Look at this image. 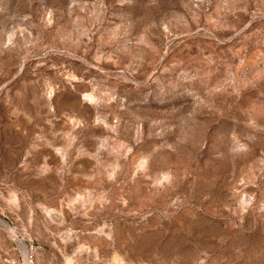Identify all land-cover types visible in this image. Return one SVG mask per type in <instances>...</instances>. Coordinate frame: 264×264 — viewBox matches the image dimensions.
Masks as SVG:
<instances>
[{"label":"rangeland","instance_id":"rangeland-1","mask_svg":"<svg viewBox=\"0 0 264 264\" xmlns=\"http://www.w3.org/2000/svg\"><path fill=\"white\" fill-rule=\"evenodd\" d=\"M0 264H264V0H0Z\"/></svg>","mask_w":264,"mask_h":264}]
</instances>
